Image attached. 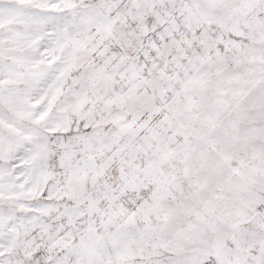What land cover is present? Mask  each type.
I'll use <instances>...</instances> for the list:
<instances>
[{"label": "snow or ice", "instance_id": "obj_1", "mask_svg": "<svg viewBox=\"0 0 264 264\" xmlns=\"http://www.w3.org/2000/svg\"><path fill=\"white\" fill-rule=\"evenodd\" d=\"M0 264H264V0H0Z\"/></svg>", "mask_w": 264, "mask_h": 264}]
</instances>
